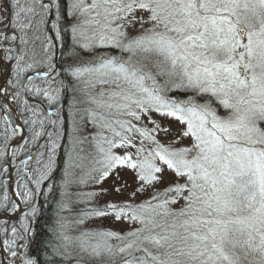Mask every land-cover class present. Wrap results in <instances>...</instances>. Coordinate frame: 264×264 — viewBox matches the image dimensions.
<instances>
[{
    "label": "snow or ice",
    "instance_id": "obj_1",
    "mask_svg": "<svg viewBox=\"0 0 264 264\" xmlns=\"http://www.w3.org/2000/svg\"><path fill=\"white\" fill-rule=\"evenodd\" d=\"M0 264H264V0H0Z\"/></svg>",
    "mask_w": 264,
    "mask_h": 264
},
{
    "label": "trees",
    "instance_id": "obj_2",
    "mask_svg": "<svg viewBox=\"0 0 264 264\" xmlns=\"http://www.w3.org/2000/svg\"><path fill=\"white\" fill-rule=\"evenodd\" d=\"M60 173H57V177H59ZM57 198H58V193H57ZM53 209H54V203L51 204L47 210H46V214L44 217L41 218V223H45L48 222L49 224L53 221L54 216H53Z\"/></svg>",
    "mask_w": 264,
    "mask_h": 264
},
{
    "label": "rangeland",
    "instance_id": "obj_3",
    "mask_svg": "<svg viewBox=\"0 0 264 264\" xmlns=\"http://www.w3.org/2000/svg\"><path fill=\"white\" fill-rule=\"evenodd\" d=\"M105 186H107V185H105ZM15 187V186H14ZM83 191H88V190H90V189H88V188H84V189H82ZM72 191L73 192H75V191H77V189H72ZM73 199H76V197L75 196H73ZM79 207H83V205H79ZM105 223H107V222H105Z\"/></svg>",
    "mask_w": 264,
    "mask_h": 264
},
{
    "label": "water",
    "instance_id": "obj_4",
    "mask_svg": "<svg viewBox=\"0 0 264 264\" xmlns=\"http://www.w3.org/2000/svg\"><path fill=\"white\" fill-rule=\"evenodd\" d=\"M25 134H26V132H25ZM11 191L14 192V182L12 183Z\"/></svg>",
    "mask_w": 264,
    "mask_h": 264
}]
</instances>
